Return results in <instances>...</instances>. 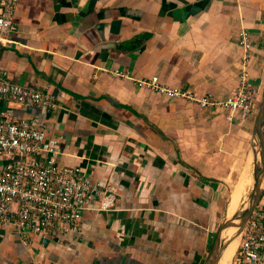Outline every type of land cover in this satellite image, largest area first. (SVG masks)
<instances>
[{"label":"crops","instance_id":"1","mask_svg":"<svg viewBox=\"0 0 264 264\" xmlns=\"http://www.w3.org/2000/svg\"><path fill=\"white\" fill-rule=\"evenodd\" d=\"M13 20L0 67L57 108L0 100V111L38 118L59 137L60 165L115 192L79 233L25 243L0 227V264H203L245 163L252 172L264 0H18ZM241 68L257 89L245 115L222 105ZM153 76L178 93L135 83Z\"/></svg>","mask_w":264,"mask_h":264},{"label":"built area","instance_id":"2","mask_svg":"<svg viewBox=\"0 0 264 264\" xmlns=\"http://www.w3.org/2000/svg\"><path fill=\"white\" fill-rule=\"evenodd\" d=\"M17 1L0 0L1 43L9 42L14 31ZM248 36L247 30L239 31L238 43L245 53ZM135 83L167 95L178 93L159 83L156 76ZM256 94L241 68L235 90L222 105L245 115L253 110ZM0 100L51 111L57 108V98L50 90L13 81L2 67ZM197 102L201 106L212 103L206 97ZM59 154V137L50 134L38 118L19 117L8 108L0 111V227L13 228L25 243L35 235L58 239L65 232L79 233L85 210L114 205L112 184L100 187L80 166L60 165ZM234 260L238 264H264V193L240 233Z\"/></svg>","mask_w":264,"mask_h":264},{"label":"water","instance_id":"3","mask_svg":"<svg viewBox=\"0 0 264 264\" xmlns=\"http://www.w3.org/2000/svg\"><path fill=\"white\" fill-rule=\"evenodd\" d=\"M252 176L253 185L243 204L218 225L209 252L203 264H218L227 245L240 233L248 218L264 193V89L257 108L253 125L252 141ZM229 231L230 234H229Z\"/></svg>","mask_w":264,"mask_h":264},{"label":"bare ground","instance_id":"4","mask_svg":"<svg viewBox=\"0 0 264 264\" xmlns=\"http://www.w3.org/2000/svg\"><path fill=\"white\" fill-rule=\"evenodd\" d=\"M250 164L251 163H249V162H248V164L245 163L246 167H244V170L242 171L241 176L239 177V179H238V181H237V183H236V185H235V187L231 193V197H230L228 207H227V213H229V214H231L233 211H235V209H236V207L240 201V197L242 196V194L245 190V186L250 184V182H251ZM238 241H239V236L234 238L227 245V247L223 251V254H222L218 264H229L230 258L234 254L235 249L237 247Z\"/></svg>","mask_w":264,"mask_h":264},{"label":"rangeland","instance_id":"5","mask_svg":"<svg viewBox=\"0 0 264 264\" xmlns=\"http://www.w3.org/2000/svg\"><path fill=\"white\" fill-rule=\"evenodd\" d=\"M250 176H251V182H250V184L245 186V190H244L242 196L240 197V201H239L235 211L243 206V204L245 203V201L247 200V198H248V196L250 194V191H251L252 185H253V176H252V172L251 171H250ZM235 211H233V212H235ZM233 212L231 214H229V213H227V211L223 207L221 209V211H220V220H219L220 222L219 223H221L224 218L231 216L233 214ZM230 232L231 231H229V234H230ZM234 261L235 260H234V256H233L232 257V262L230 264H238V262L235 261V263H234Z\"/></svg>","mask_w":264,"mask_h":264},{"label":"trees","instance_id":"6","mask_svg":"<svg viewBox=\"0 0 264 264\" xmlns=\"http://www.w3.org/2000/svg\"><path fill=\"white\" fill-rule=\"evenodd\" d=\"M124 108L129 109L128 107H125V106H124ZM129 111H131L135 116H138V113H136L135 111H133L131 109H129ZM143 121H146V120H143Z\"/></svg>","mask_w":264,"mask_h":264}]
</instances>
